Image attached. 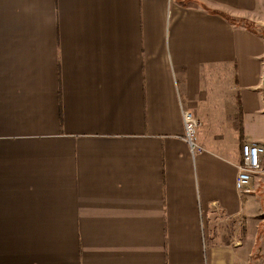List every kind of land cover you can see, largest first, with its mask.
Instances as JSON below:
<instances>
[{
    "label": "crops",
    "instance_id": "crops-1",
    "mask_svg": "<svg viewBox=\"0 0 264 264\" xmlns=\"http://www.w3.org/2000/svg\"><path fill=\"white\" fill-rule=\"evenodd\" d=\"M262 59L264 0H0V264H264Z\"/></svg>",
    "mask_w": 264,
    "mask_h": 264
},
{
    "label": "built area",
    "instance_id": "built-area-1",
    "mask_svg": "<svg viewBox=\"0 0 264 264\" xmlns=\"http://www.w3.org/2000/svg\"><path fill=\"white\" fill-rule=\"evenodd\" d=\"M261 80L264 83V59L261 61ZM183 121L185 126V141L189 143L192 152L202 151V147L197 142V130L199 121L189 112L183 111ZM264 147L257 143H245L241 148V163L239 164L238 176L236 179V189L240 192H250L255 176L263 172L262 156Z\"/></svg>",
    "mask_w": 264,
    "mask_h": 264
},
{
    "label": "trees",
    "instance_id": "trees-1",
    "mask_svg": "<svg viewBox=\"0 0 264 264\" xmlns=\"http://www.w3.org/2000/svg\"><path fill=\"white\" fill-rule=\"evenodd\" d=\"M211 13H216V14L221 15L223 18H225V19H226L228 22H230V23L235 24V23L237 22L236 19H234V18H232V17H230V16H228V15H226V14L219 13V12H215V11H211ZM241 22H242L243 24H245V25H249L248 22H244V21H241Z\"/></svg>",
    "mask_w": 264,
    "mask_h": 264
}]
</instances>
